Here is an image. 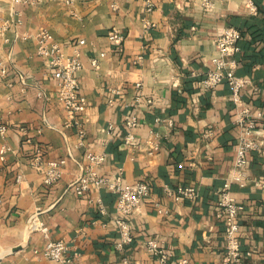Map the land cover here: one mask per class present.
Returning a JSON list of instances; mask_svg holds the SVG:
<instances>
[{
  "label": "crops",
  "instance_id": "1",
  "mask_svg": "<svg viewBox=\"0 0 264 264\" xmlns=\"http://www.w3.org/2000/svg\"><path fill=\"white\" fill-rule=\"evenodd\" d=\"M204 1L155 0L148 13L144 0H77L71 6L46 0L16 7L12 0H0V18L11 23L4 35L8 42L0 39V62L7 69L0 76V121L8 129L0 146L7 143L14 151L0 162V264H57L34 253L42 252L47 241L41 230L30 228L35 214L50 240L66 243L75 264H158L146 251L148 239L173 254L170 264L181 259L223 264L224 221L217 218V205L233 171L241 130L234 124L228 81L203 93L199 80L211 66L222 30H239L242 51L234 73L251 82L240 99L259 116L257 126L264 131V0H207L208 9ZM249 2L256 15L249 12ZM41 30L66 56L76 49L81 54L77 76L88 99L78 117L86 131L81 147L77 128L66 127L69 117L57 99L53 71L37 56L35 37ZM112 33L122 36L120 45L109 39ZM79 40L85 45L76 46ZM94 58L99 69L91 64ZM137 97H142L139 107ZM133 113L139 118L136 149L123 142L124 122ZM158 118L170 119L172 126ZM110 125L117 129L113 136ZM210 130L214 136L209 138ZM152 135L160 147L150 156ZM37 150L45 164L66 160L57 183L46 185L30 166ZM87 153L105 154L99 172L111 181L122 170L125 183L152 185L150 198L130 219L134 242L123 251L115 248L120 239L116 196L92 189L79 197L70 187L87 164ZM246 173L251 182L245 188L231 186L245 205L241 245L251 252L246 264H264V186L255 184L264 182V151L251 154ZM178 187H193L198 197L176 202L165 189ZM99 197L104 214L95 202ZM155 203L168 215H159Z\"/></svg>",
  "mask_w": 264,
  "mask_h": 264
},
{
  "label": "built area",
  "instance_id": "2",
  "mask_svg": "<svg viewBox=\"0 0 264 264\" xmlns=\"http://www.w3.org/2000/svg\"><path fill=\"white\" fill-rule=\"evenodd\" d=\"M46 0H12L13 6H36L42 4ZM77 0H63L65 5L71 6ZM155 0H144L146 11L153 12ZM203 6L208 9L210 2L205 0ZM248 10L251 14H257V8L252 3H248ZM20 23V21H18ZM10 22L0 18V39L8 42L4 35L10 27ZM37 40V56L46 61L48 66L53 71V78L56 82V96L66 111L69 122L66 127L75 126L77 128L78 146L81 147L86 141V131L79 122V115L83 113L87 107L88 99L81 93L80 82L77 74L82 70L81 54L79 50L71 56H66L63 53L61 46L52 40V36L47 30H41L36 35ZM109 39L116 45L123 42L122 36L117 33H112ZM242 35L239 30L233 27H226L217 37L216 54L212 58L211 66L203 74V78L199 80L200 88L203 93H208L215 90L224 81H228L232 89V101L235 104L236 118L234 124L239 127L241 134L237 141L233 171L225 180L224 186L220 192L218 201L217 218L224 221V254L223 264H246V259L251 256V252H244L241 245V219L240 214L244 211L245 205L238 202L231 192V186L236 184L241 189L245 188L247 183L251 182L250 177L246 173V168L249 164V158L252 153L261 154L264 151V131L259 129L257 124L258 115H254L250 106L242 104L240 92L251 82L247 79L239 78L234 71L237 69V55L241 53L242 48L240 41ZM85 45L84 40H79L76 46ZM105 57V54H101ZM94 69H99V62L96 58L91 61ZM7 73L6 65L0 62V76L3 77ZM198 77L199 74H193ZM138 84V88H140ZM43 96V93L39 94ZM137 107L142 105V97H137ZM149 108L153 106L151 99L146 101ZM158 123H165L172 126L170 119H156ZM139 125L137 114L124 122L126 135L123 142L127 147L133 149L138 148L136 144V136L134 131ZM116 127L110 125L108 133L113 136L116 133ZM7 127L0 121V137L5 138L7 135ZM206 137H213L214 132L208 131ZM154 138L149 155L153 156L159 150L158 136L152 135ZM14 153L13 149L4 143L0 146V162L5 163L10 154ZM87 164L82 167L80 176L70 186L77 196L83 197L92 189L107 190L114 194L117 199L116 203V226L120 234V239L115 248L123 251L127 246L134 242V236L131 228V217L140 213L142 205L151 195L152 185L148 181H138L132 184L124 182L122 170L119 175L110 180L102 175L99 171L105 162V154H86ZM66 160L44 163L41 150H37L34 159L30 166L38 173L43 175L46 185H53L62 179ZM21 176L17 182L20 183ZM256 186H264V182H255ZM166 194L172 197L174 201L179 202L183 199L194 200L198 197L197 191L193 187H178L177 189H165ZM95 202L98 205L99 212L104 214L105 208L102 205L101 198H97ZM2 198L0 197V205ZM159 215H168V211L161 208L157 203L154 204ZM38 214H35L30 221L31 230H41L44 233L46 246L42 252L34 251L35 255H41L45 259L57 264H75L76 259L70 254L69 247L64 241H53L49 239L48 228L37 219ZM146 251L155 257L158 264H170L173 254L164 249V247L156 239H148L145 242ZM122 264H130L128 261H123ZM174 264H188L187 259L177 260Z\"/></svg>",
  "mask_w": 264,
  "mask_h": 264
}]
</instances>
